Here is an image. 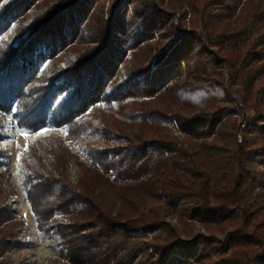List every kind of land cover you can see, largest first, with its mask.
<instances>
[{
	"label": "trees",
	"instance_id": "16d2710c",
	"mask_svg": "<svg viewBox=\"0 0 264 264\" xmlns=\"http://www.w3.org/2000/svg\"><path fill=\"white\" fill-rule=\"evenodd\" d=\"M0 112L62 129L23 185L66 264H264V0H0ZM16 196L0 175V264Z\"/></svg>",
	"mask_w": 264,
	"mask_h": 264
},
{
	"label": "rangeland",
	"instance_id": "374dc122",
	"mask_svg": "<svg viewBox=\"0 0 264 264\" xmlns=\"http://www.w3.org/2000/svg\"><path fill=\"white\" fill-rule=\"evenodd\" d=\"M100 114L101 105L94 104L82 118L89 119L92 128L97 129ZM0 131L6 135L5 138L0 139V149L8 155V159L2 160L4 165L0 167V175L5 185L17 192V196L9 200L14 215L25 218L27 223L20 241L7 251L6 264H66L67 249L60 236V227L71 222L64 219L61 212H57L49 223L48 231L39 230L23 185L26 176L39 163L44 167L45 175L51 171L54 161L53 151L62 129L47 126L35 132L20 131L10 114L0 112ZM79 140L89 143L96 149H102L104 146V137L100 131L85 134ZM66 145L72 152L78 153L84 161L89 162L88 157L80 151L75 141L66 142ZM68 164L69 180L75 185L80 180V168L75 157L68 158ZM167 222L177 225L176 218H170Z\"/></svg>",
	"mask_w": 264,
	"mask_h": 264
},
{
	"label": "snow or ice",
	"instance_id": "6c2138e0",
	"mask_svg": "<svg viewBox=\"0 0 264 264\" xmlns=\"http://www.w3.org/2000/svg\"><path fill=\"white\" fill-rule=\"evenodd\" d=\"M27 136V134H25Z\"/></svg>",
	"mask_w": 264,
	"mask_h": 264
}]
</instances>
